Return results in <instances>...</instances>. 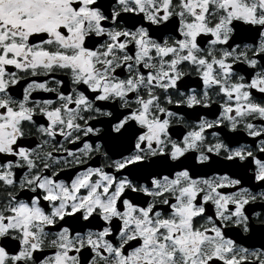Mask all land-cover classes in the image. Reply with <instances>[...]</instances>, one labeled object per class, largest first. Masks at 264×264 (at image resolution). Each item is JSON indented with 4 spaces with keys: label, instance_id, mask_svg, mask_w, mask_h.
Listing matches in <instances>:
<instances>
[{
    "label": "snow or ice",
    "instance_id": "1",
    "mask_svg": "<svg viewBox=\"0 0 264 264\" xmlns=\"http://www.w3.org/2000/svg\"><path fill=\"white\" fill-rule=\"evenodd\" d=\"M0 264H264V0H0Z\"/></svg>",
    "mask_w": 264,
    "mask_h": 264
}]
</instances>
